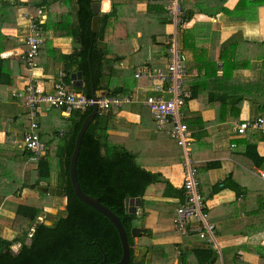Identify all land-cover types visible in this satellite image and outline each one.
<instances>
[{"label":"crops","instance_id":"crops-1","mask_svg":"<svg viewBox=\"0 0 264 264\" xmlns=\"http://www.w3.org/2000/svg\"><path fill=\"white\" fill-rule=\"evenodd\" d=\"M106 1L110 2V9L108 10V6H106L105 12H101V15L112 11L113 1ZM149 1L160 0H116L120 4L117 9L118 16L110 21L104 41L101 43L103 53L99 51L92 56L90 52L87 61L89 63V74L87 76L83 72V68L79 67L80 60L75 56L82 48L80 39L75 36L72 37L70 27L66 26L67 24L69 26L74 25L75 21L67 2L0 0V146L7 145L8 140L13 138V144L23 150V154L26 151L23 140L17 136L21 137L28 131V110L24 97L17 98L14 95L25 93L30 84H35L46 93L52 94L55 92V85L61 74L65 73L67 79L69 71L70 79H68V82L66 81L68 88L84 96L89 93L93 97V87L97 97H107L114 89L122 88L124 93L121 96H130L134 102L122 108L111 109L109 110L112 114L111 117L105 116L111 119L108 128L109 141L137 155L138 162L140 160L143 162L139 164L145 170L160 176L162 182L159 183L161 187L158 190L160 192L157 193L159 195L157 201H153L154 197L149 196L148 193L144 197V200L153 203L155 208L159 209L165 203L179 204V199L165 198L163 193L166 191L168 183L174 189H182L185 159L178 146L177 148L170 146L173 140L168 135L169 128L159 131L154 115L143 105L148 96L157 95V92L153 81L145 78L136 79L137 69L145 66L153 73L165 72L170 63L169 49L171 43L175 40H177L178 49H180V46L184 53L187 52L184 48L185 43L194 41L195 49L193 51L203 50L209 56H214V61L219 67L222 66L224 61L222 56L225 53V48L230 44H238L230 52H227L226 49L224 55L228 59L235 53L237 59L241 60V66L244 67V70H238L239 81L255 80L264 67V48H262L263 55H260L261 48L259 47V43L264 41V5L255 3L250 5V11L239 13L235 10L240 0L220 1V4L217 5H221L229 12H219L215 16L202 13H196L193 16L188 15L182 24L178 26L172 23L171 19L167 21L168 23H163L165 19L162 15L149 13ZM160 3L163 2L160 1ZM206 4H210L209 7L211 8L209 9L211 11L220 9L219 6L215 7V3L207 2ZM77 7L76 4H73L72 11L74 13L79 10ZM40 8H44L47 18L45 24L40 26L39 29L41 35L45 38V43L41 47L37 59V69L29 71L24 59L27 49L26 38L29 36V25L25 16L28 13L36 14ZM100 23L98 30L94 32L92 21L93 34L99 32ZM184 31H189V39L184 38ZM180 37H182V45L179 43ZM129 58L136 64L132 75L128 72ZM187 59L188 64L194 67L188 56ZM75 60L77 64L74 63ZM225 63L226 61H224V65ZM70 64L71 67L69 68ZM236 67L239 68L238 65H234V69ZM192 70L186 81L197 79V73H200L199 70L197 71V68H192ZM78 72L82 74L81 81L72 79V74ZM202 74L205 75L204 72ZM218 74L221 75L222 72ZM212 84L218 85V82ZM184 92L190 97L189 90H184ZM259 97L260 95L257 94L250 95L248 98H257L259 101ZM185 107L187 109L182 112L185 123L188 125L187 120L191 118H194L197 122L193 129L190 128L194 139L197 127L211 126L209 132L211 131L214 134L207 137L206 148L213 149L214 153L217 152L216 149L218 148V142L212 140L215 132L223 130L224 126L229 124L234 125L229 133L232 141L230 150L221 153L218 160L205 159L201 163L205 168V165L210 162H218V165L206 168V171H201L200 161L197 160L196 162L193 158L199 170L201 191L206 199L207 213L210 221L217 227V237L221 238L220 245L217 246L219 248L218 252H220L221 257L222 250H225L224 252L229 257L236 252L238 256L236 264H264V179L260 177L261 172H264V160L260 166H256L245 154L248 141L255 143L261 133L263 135L264 133L260 131L261 133L255 135L253 133L258 131H250L248 132L249 135L246 136L235 132L238 123L250 119L247 114L254 110V107L251 106L249 101H245L240 120L220 118L217 114L218 107L216 104H199L198 100H195L188 102ZM146 110L149 114L146 113ZM84 113L85 111H80L74 113L73 116H66L61 110L48 109L44 106L39 109L38 132L41 141L47 148V154L44 158H47L51 165L52 160L57 159L60 168V160L66 156L71 146L72 135L70 131L80 124L81 116ZM190 113L194 114L189 117ZM99 116L103 115L98 114L92 124L98 123L97 117ZM259 117L264 118L263 116H257L256 118ZM62 120H65L64 129L54 132L57 127L62 125ZM150 125L155 126L157 129L153 135L154 137H152L153 140L150 139V135L149 137L145 135L146 130L149 131ZM201 130L199 129V134ZM1 150L3 151H0V156L5 152L2 147ZM257 150L259 156L264 158V141L258 142ZM24 159L27 163L34 161V157L27 159L25 156ZM228 177L243 189L242 196L237 198L235 192L224 190L213 197H209L212 186ZM44 182L46 181L41 182V184H45ZM45 185L52 187L50 184ZM55 188L59 187L55 186ZM8 189V185H5L4 188L0 186V192H5ZM28 192L29 189H24L22 195ZM169 194L174 196L175 192L171 190ZM142 201L141 199V210L143 212ZM164 208L166 210V206ZM147 210L149 211V208ZM44 211L48 210L44 209ZM149 212L153 214V212ZM35 227L36 224H33L27 239L32 237ZM147 229L151 230L153 234L161 233L158 231V226L152 225ZM15 237L10 239L3 236L9 241ZM187 238L192 240L195 237ZM180 240L176 237L173 245L180 243ZM229 248H235V250L230 251ZM146 252L148 253V247Z\"/></svg>","mask_w":264,"mask_h":264},{"label":"trees","instance_id":"trees-1","mask_svg":"<svg viewBox=\"0 0 264 264\" xmlns=\"http://www.w3.org/2000/svg\"><path fill=\"white\" fill-rule=\"evenodd\" d=\"M67 2L70 5L71 15L74 17V25L70 27L71 36H75L80 39L82 48L75 56L80 60L79 67L88 76L89 63L88 58L91 52L92 56L101 51V43L104 41V37L110 21L118 16L119 3L116 0L113 1V7L111 13L101 15V23L99 32L97 34L92 33V21L94 19V13L92 10V2L90 0H54ZM162 1L163 3L159 2ZM154 2H148L149 13H155L156 15H162L165 19L163 23H168L172 16L166 9L168 5L167 1L160 0ZM220 1L227 0H179L182 11V22L188 15H195L196 13L206 14L208 16H215L219 12H229L227 9L221 7ZM203 2V3H200ZM207 2L216 4L215 7H220L219 10L211 11L210 4ZM44 3V2H43ZM264 5V0H240L235 11L239 13H246L250 11V5L253 4ZM73 4H76L79 10L74 13L72 11ZM190 5V6H189ZM42 6V5H41ZM213 8V7H212ZM234 11V12H235ZM233 13V12H231ZM172 20V19H171ZM68 23V22H65ZM184 38L189 39V31L183 32ZM189 42V41H188ZM238 44H230L225 48L227 52H230ZM195 46L189 43H185V50L183 52L185 60L187 61V68H197L200 73H205L207 76L206 81L202 85L200 83H191L189 87L190 97L186 99V104L191 101L198 100L200 98L201 88L204 85V90L207 92L206 98L208 103L216 104L217 114L220 118L237 119L240 116L243 104L245 101H249L252 107H258L261 113H264V67L262 72L255 80L248 82L239 81L240 76L238 70H244L241 66V60H238L235 53L230 58H226L223 51L222 59L224 61L221 67L216 64V67L222 72L221 75L215 69V62L212 59L214 56H209L203 50L199 52H193ZM103 53V52H102ZM191 59L193 66L188 64L187 56ZM233 59V61H232ZM209 60V61H208ZM77 64V61L74 62ZM236 63V64H235ZM198 64V65H197ZM201 65V66H200ZM234 65H238L234 69ZM264 66V64H263ZM71 67V64L69 68ZM241 72V71H240ZM96 74V72H95ZM70 79V72L68 71L67 79ZM96 80V75H95ZM187 82H184V88H187ZM218 85H211V83H217ZM1 83V80H0ZM224 83V84H223ZM124 93L122 88L114 89L109 93V96H119ZM259 94V101L257 98H248L250 95ZM128 95V94H127ZM87 97H92L89 93H86ZM116 108H113V110ZM28 110V109H27ZM93 109L86 110L82 114L80 124L74 127L70 131L71 146L69 147L66 156L60 160L59 177L62 182L58 185L68 198V205L66 207V218H59L56 224L52 227L46 226L43 223H37L38 218L44 212V206L47 202L44 199L43 194L36 191L41 182L50 178L53 167L51 162L47 158H43L39 161L35 159V155L32 156L31 152L25 151L24 156L27 159L34 157V161L28 162V164L34 165L33 170L36 171L37 177L27 183H21L18 178L10 179V176L1 177L3 179L1 186L12 185L14 182L13 190L15 189V201L14 204L9 206L8 211L13 208L15 216L20 217L28 223L27 228L20 230L14 240H7L0 235V264H99L107 258V263L114 264L121 260L123 255L122 244L118 235V231L113 224L103 215L96 212L93 208L87 206L81 202L74 194L72 189L71 180L69 178L71 163V156L74 151L76 137L81 129V126L85 119L90 115ZM80 111H75L77 113ZM74 113L71 115L73 116ZM194 113H190L191 117ZM29 119V111H28ZM98 123L92 124L86 131L80 156L78 160V176L81 184V188L85 194L99 199V201L118 215L128 233L129 243L133 247L135 246V240L131 236L133 228L138 226V215L129 214L125 209L126 198L137 199L141 198L143 208V218L152 215L149 211L155 210L153 203L144 200L148 189L153 184L161 183L159 175L152 174L145 170L138 162L137 155L128 151L122 146L110 143L108 128L110 118L105 116L97 117ZM189 128L193 129L197 122L194 118L187 120ZM196 122V123H195ZM204 125V123H202ZM30 129V121L28 124V131ZM17 136L19 139L24 140L27 135ZM261 133L255 132V135ZM249 133L246 135L248 136ZM252 137V135H250ZM264 141V135L261 133L258 141L252 143L248 141L246 156L256 165L260 166L264 158H261L258 154V142ZM1 158V157H0ZM27 163V162H26ZM218 162H210L205 166L206 168L218 165ZM10 182V183H9ZM171 190L175 192L174 196H171L169 192ZM12 189V188H10ZM24 189H29V192L22 195ZM170 190V191H168ZM224 190H230L236 193L237 198L242 196L243 189L238 184L232 182L228 177L224 181L213 185L209 197L220 193ZM168 193V194H166ZM165 198L179 199V204L165 203L159 209L155 216H158V220L162 224L174 223L176 218L177 209L184 204V190L174 189L168 183L166 191L163 193ZM52 201H49L51 203ZM166 206V210L165 207ZM149 208V211L147 210ZM149 215V216H148ZM3 219V218H2ZM10 222L1 221L0 227L9 226L16 229L14 223L17 220L10 218ZM30 224H36L34 235L31 237L32 246L25 245L28 234L30 233ZM217 228V227H216ZM143 236H149L154 238V234L151 230H143ZM171 236L178 235L180 237V243L173 245V249L179 255L181 264H217L220 262V255L217 249L212 244L205 240L193 238L190 240L187 237H182L178 232L170 233ZM188 239V240H187ZM14 243H22L24 245L21 253L13 255L8 252L6 246H12ZM148 247V246H147ZM228 250L234 251L235 248H229ZM133 248L131 249V259L128 264H135L136 257ZM225 250H222V258L224 264H236L238 260L237 253L229 257ZM148 253H150L153 260L159 261L158 264L169 258L165 249H162L160 245L148 247ZM144 264V262L142 263Z\"/></svg>","mask_w":264,"mask_h":264},{"label":"built area","instance_id":"built-area-1","mask_svg":"<svg viewBox=\"0 0 264 264\" xmlns=\"http://www.w3.org/2000/svg\"><path fill=\"white\" fill-rule=\"evenodd\" d=\"M167 9L174 15L172 23L180 26L182 24V11L179 0H166ZM179 9L180 17L177 16ZM25 19L29 25V36L26 38L25 62L29 71L37 69V59L45 38L40 33V26L46 21L44 8L37 10L36 14H26ZM174 21V22H173ZM169 60L165 72L153 73L148 67H140L135 74L136 79H148L155 83L157 95L148 96L143 105L154 115L159 131L169 128L168 135L182 150L184 164L183 190L185 202L176 211L173 223L174 230L182 237H197L208 243L218 246L217 228L210 221L207 213V203L201 191V179L196 162L192 159L195 139L189 126L185 123L182 109L189 97L183 90L184 80L188 73L185 58L177 47V40L172 42L169 49ZM55 92L46 93L35 84H30L25 93L15 94L17 98L24 97L26 108L29 111L30 129L24 137V148L35 155L37 161L43 159L47 154V148L41 141L39 134L38 116L39 109H57L71 116L75 111H86L97 105L102 111L113 108H122L131 105L134 100L130 96H107L87 97L78 94L68 88L66 74H61ZM250 131H261L264 133V118L244 120L235 127L239 135H247ZM260 177L264 179V172Z\"/></svg>","mask_w":264,"mask_h":264},{"label":"rangeland","instance_id":"rangeland-1","mask_svg":"<svg viewBox=\"0 0 264 264\" xmlns=\"http://www.w3.org/2000/svg\"><path fill=\"white\" fill-rule=\"evenodd\" d=\"M167 11L171 15L172 11H171V13H170V10L167 9ZM176 13H177V16L180 17L179 9ZM171 19L174 20V15L172 16ZM179 43L181 45L183 44L182 37H180ZM190 44L194 45V41L190 42ZM171 45H172V43H171ZM259 47L261 48L260 49V52H261L260 55H263L262 54V51H263L262 48H264V41L259 43ZM179 48H180L179 49L180 53L184 56L180 46H179ZM184 58H185V56H184ZM214 58L215 57H213L212 59L214 60ZM128 60L130 63L128 72L132 75L134 66L136 64L130 58ZM185 65H186V60H185ZM194 65H195V63H194ZM215 69L218 73H221V71L218 70V67H216V62H215ZM187 71H188V73L186 75V78H189V75H190V73H192L193 70L190 68H187ZM197 74H198V77L195 81L193 79L188 80L187 88H184V90L189 89V87L191 86V83H200V85H202L203 82L206 81V78H207L206 75H203L202 73H197ZM186 78H185L184 82L186 81ZM202 87L203 88H201L202 91L200 93V98L198 99V102H199V104H208V101L206 98L207 92L204 90L205 86L203 85ZM185 109H187V107H185L182 110V112H184ZM146 113L149 114V112L147 110H146ZM247 116L250 119H253V118H256L257 116H263L264 117V113L262 114L260 109H258V107H254V110L249 112L247 114ZM240 117H241V113H240L239 118H237V120H240ZM64 126H65V120H62V125L60 127H57L54 130V132H58V131H60V129H64ZM209 127H211V126H207V125L206 126H200V127H197L195 130L196 137H195V144L193 146L192 159L194 158V160L196 162H197V160L200 161L199 163H200L201 171H206V168L201 164L204 162L205 159L218 160L219 157H221L220 156L221 153L230 150V145L232 142L230 139L229 133H230V130H232V128L234 127V125L229 124L227 126H224L223 130L217 131V133L215 132V135L212 138V140H215L218 142V146H217L218 148L216 147L217 152L214 153L215 151L213 149L206 148L207 137L214 134V133H211V131L209 132ZM199 129H202L200 134H199ZM156 130L157 129L155 126L150 125L149 126L150 132L146 130L145 135L147 137H149V135H150L151 136L150 139L153 140L152 137H154L153 135H154ZM253 134H255V133H253ZM18 141H21V140H18ZM23 143H24V140H23ZM170 146L173 148H177V145L174 141L170 143ZM1 147H2V149L3 148L5 149V152H3L2 156H0L1 157L0 158V186H1V183L3 181V179L1 177H6L7 175L10 176V179L18 178V180L21 183L25 182L26 179H27V183H29L31 180H33L35 177H37L36 171L33 170L34 165H32L30 163L29 164L26 163V160L24 159L25 156L23 154V150H21L18 146L13 144V138L8 140L7 145L5 144V145L0 146V151H3V150H1ZM176 151H178V150H176ZM160 160H162V159H160ZM52 161H53V163H52L53 171L51 172L50 178L48 180H46V182H44V183L50 184V186H52V187H55V186L57 187L62 182V179L59 177L60 169H59V165H58V160L53 159ZM139 163L142 164L143 163L142 160H140ZM163 164H167V163H163ZM196 166H197V164H196ZM12 185H14V182ZM12 185L11 184L8 185L9 189L7 191L0 192V201H2L1 202L2 205L0 207V211H1L0 223H2L1 221H3V219L5 220V222H10L9 221L10 218L13 220V222H14V220H17L16 223H14L15 227H17L16 229L10 228L9 226L0 227V235L2 237L7 236L10 239L13 238L14 236H17L18 232L23 229V226H25V228H27V226H28V223L26 221H24L23 219H21L20 217L15 216V215L12 216V214H14L13 208H11L8 211L9 206L13 205L14 201H15V199H14L15 198V192H14L15 189L13 190ZM160 187H161L160 184H153L149 187L147 193L150 194L149 196L154 197L153 201H157L156 199L159 198V195L157 193L160 192V191H158L160 189ZM10 188H12V189H10ZM36 191H37V189H36ZM152 193H153V195H151ZM44 199L47 202L46 206H44V209H47L48 211H44L40 215L37 223H45L46 225H53L56 220H58L59 218H61V216L66 214V211H65L66 210V200L62 199V198L57 199V197L55 199L53 196H48V195H45ZM49 201H52V202L49 203ZM156 212H157V210L155 208V210L153 211V214L150 217H144V218L140 217L137 221V223H138L137 227L139 229H147V227L150 228V226L153 225L155 227L158 226L159 227L158 231L161 233H154L155 237L151 238L149 236H143V231H142L141 236L137 239H134L135 240V246L133 247V249L136 250V253H135L136 260L140 261V264H142L143 262H144V264H158L159 261L153 260L151 258L150 253H147L146 251H147V246L153 247L156 245L157 246L160 245L162 247V249L166 250V252L169 255V258H167V261L162 260L159 264H180V261H178L179 255L173 249V243L175 242V238L176 237L180 238V237L178 235L171 236V234L169 232H172V233L176 232L174 230L173 224L172 225L162 224L158 220V216H155ZM64 216H66V215H64ZM32 226H33V224L32 225L30 224L29 227H32ZM11 229H13V230H11ZM30 239H26V240H30ZM220 241H221V238L217 237L218 245H220ZM18 247H19V244L15 243L14 246L12 247L13 251L16 252ZM213 247L219 251V248H217L215 245ZM219 255L221 257L220 252H219ZM217 264H224L222 257L220 258V262H218Z\"/></svg>","mask_w":264,"mask_h":264},{"label":"water","instance_id":"water-1","mask_svg":"<svg viewBox=\"0 0 264 264\" xmlns=\"http://www.w3.org/2000/svg\"><path fill=\"white\" fill-rule=\"evenodd\" d=\"M92 1V10L95 15L93 19V31L96 32L98 30V26L100 23V15L101 12H105L104 9L106 6H108V10L110 9V2L106 0H90ZM78 8V7H77ZM72 79H78L82 80V74L81 72L72 74ZM93 92V97L97 98V93L95 92V89L93 87L92 89ZM101 114L103 116H109L111 117V111H102L97 105L93 107V112L91 115H89L84 123L82 124V127L76 137L75 141V147L73 154L71 156V163L69 166L70 174L69 178L71 180L72 184V189L74 191L75 196L84 204L87 206L93 208L96 212L100 213L104 217H106L116 228L118 231V235L122 244V249H123V255L122 258L119 262L114 263V264H128L130 259H131V249L132 247L129 243V236L128 233L118 215H116L113 211H111L108 207L103 205L99 199L93 198L87 194L84 193V191L81 188V184L79 181V176H78V160L80 156V151L82 147V141L84 138V135L90 125L94 122L95 117ZM95 123H97L95 121ZM37 192L43 195H48V196H53V197H61L63 195V190L60 188H55V187H49L45 184H41L40 186L37 187ZM125 209L129 214H135L138 215L139 217L143 216V212L141 210V198L137 199H130L126 198L125 200ZM142 230L139 229L138 227H135L131 231V236L134 239H137L141 236ZM99 264H110L107 263V258L105 257L102 262ZM135 264H140V261H135Z\"/></svg>","mask_w":264,"mask_h":264},{"label":"flooded vegetation","instance_id":"flooded-vegetation-1","mask_svg":"<svg viewBox=\"0 0 264 264\" xmlns=\"http://www.w3.org/2000/svg\"><path fill=\"white\" fill-rule=\"evenodd\" d=\"M55 199H56V197H54ZM60 198H62V199H65L66 200V207H67V205H68V198H67V196L65 195V193H64V191H63V195L61 196V197H57V199H60ZM66 211V210H65ZM64 215H66V214H64ZM61 216V218H66V216ZM58 220H56L55 222H54V224L53 225H46L45 223H43V224H45L46 226H50V227H52V226H54L55 224H56V222H57ZM34 232H35V230H34ZM34 232L32 233V235L31 236H33L34 235ZM19 244V243H18ZM32 244H33V242H32V239H30V240H26V242H25V245H28V246H32ZM14 245H12V246H6V249H9V250H7L8 252H10L11 254H13V255H19L20 253H21V251L23 250V247H24V245L22 244V243H20L19 244V247L17 248V251L16 252H14L13 251V249H12V247H13ZM136 252V251H135Z\"/></svg>","mask_w":264,"mask_h":264}]
</instances>
